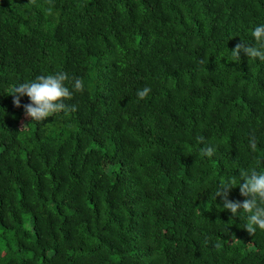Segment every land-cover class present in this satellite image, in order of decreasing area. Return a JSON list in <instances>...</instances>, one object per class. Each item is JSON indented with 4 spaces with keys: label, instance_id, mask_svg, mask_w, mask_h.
Listing matches in <instances>:
<instances>
[{
    "label": "trees",
    "instance_id": "16d2710c",
    "mask_svg": "<svg viewBox=\"0 0 264 264\" xmlns=\"http://www.w3.org/2000/svg\"><path fill=\"white\" fill-rule=\"evenodd\" d=\"M261 24L264 0H0V264H264L215 199L264 171V62L231 55ZM58 72L75 111L33 122L13 89Z\"/></svg>",
    "mask_w": 264,
    "mask_h": 264
},
{
    "label": "clouds",
    "instance_id": "9594fccd",
    "mask_svg": "<svg viewBox=\"0 0 264 264\" xmlns=\"http://www.w3.org/2000/svg\"><path fill=\"white\" fill-rule=\"evenodd\" d=\"M34 4L35 0H29ZM52 9H46L47 14H51ZM254 44H246L243 41L235 46L231 55L239 60V55L243 52L250 59H258L264 62V24L258 25L252 31ZM69 81L67 73L58 72L55 75H40L35 80L19 84L13 89V104L17 108L21 107V97L26 96L30 103L23 105L26 117L33 122H43L49 117L66 112L75 111L65 102L72 99L73 91L83 93L84 82L80 78H73L72 90L66 86ZM151 93L149 87H144L137 91L139 100L146 99ZM199 141L204 143V138L199 137ZM249 147L255 152L257 145L255 139L249 141ZM201 155L211 158L215 154L213 147L200 149ZM259 165V161L257 162ZM240 182L237 185L235 178L221 179L218 181L215 191V199L221 198L223 209L230 212L232 217L245 218L244 230L253 236L257 229L264 232V171L252 170L251 172L241 170L239 174ZM241 181H243L241 183ZM239 188L240 195L244 198L240 200H230L229 194L233 188Z\"/></svg>",
    "mask_w": 264,
    "mask_h": 264
},
{
    "label": "rangeland",
    "instance_id": "374dc122",
    "mask_svg": "<svg viewBox=\"0 0 264 264\" xmlns=\"http://www.w3.org/2000/svg\"><path fill=\"white\" fill-rule=\"evenodd\" d=\"M27 228L29 229V230H32V225H31V223L29 222V223H27ZM1 243H0V250H1Z\"/></svg>",
    "mask_w": 264,
    "mask_h": 264
}]
</instances>
